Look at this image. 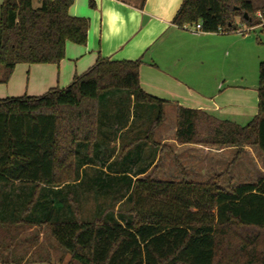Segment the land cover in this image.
I'll use <instances>...</instances> for the list:
<instances>
[{
  "label": "trees",
  "instance_id": "16d2710c",
  "mask_svg": "<svg viewBox=\"0 0 264 264\" xmlns=\"http://www.w3.org/2000/svg\"><path fill=\"white\" fill-rule=\"evenodd\" d=\"M73 2L1 1L0 83L17 64H57L67 41L86 43L89 21L69 14ZM256 11L248 0H183L172 22L205 32L259 27L264 46V6L261 17ZM141 63L98 56L66 87L0 98V225L46 226L69 254L66 264H264V175L227 188L214 177L151 175L158 153L153 134L167 102L140 87ZM107 95L121 101L126 95L133 109L123 118V110L112 112L115 129L99 120ZM257 99V113L245 125L176 105L175 141L254 146L264 168V59ZM137 105L140 114L149 107L154 115L144 119ZM126 126L138 136L114 155L110 143ZM84 182L81 195L76 189ZM85 195L94 201L90 220L82 217ZM9 251L0 254L1 264L14 263Z\"/></svg>",
  "mask_w": 264,
  "mask_h": 264
},
{
  "label": "crops",
  "instance_id": "0c3cea01",
  "mask_svg": "<svg viewBox=\"0 0 264 264\" xmlns=\"http://www.w3.org/2000/svg\"><path fill=\"white\" fill-rule=\"evenodd\" d=\"M182 1L88 0L86 5V0H74L69 14L89 21L86 43L78 45L67 41L64 58L57 64H17L9 80L0 83V98L36 96L50 88L66 87L74 76L91 67L98 56L110 60L141 58L140 87L167 102L164 105L166 118L165 109L170 108L175 121L176 105L200 109L230 121L236 117L252 118L257 110L256 94H252L249 104L240 98L227 99L218 95L221 92L218 90L222 87V71L227 58L225 47L230 41L227 36L245 35L256 27L247 32L243 25L232 32H205L196 29L195 25L179 27L172 19ZM248 1L257 9L258 15L264 0ZM110 121L115 129L116 121ZM126 128L119 130L115 141L110 143L114 155L116 150L112 143L122 137L130 140L134 134ZM172 129L175 134V125ZM161 138L162 142L167 140L164 136Z\"/></svg>",
  "mask_w": 264,
  "mask_h": 264
},
{
  "label": "rangeland",
  "instance_id": "374dc122",
  "mask_svg": "<svg viewBox=\"0 0 264 264\" xmlns=\"http://www.w3.org/2000/svg\"><path fill=\"white\" fill-rule=\"evenodd\" d=\"M38 1L32 0L34 5H37ZM87 3L88 0L86 5ZM238 20L237 18L236 21ZM258 28L251 31L244 28L245 32L249 31L245 35L227 36L230 41L225 47L228 49L227 58L222 71V87L218 90L221 92L218 95L222 94L221 96L227 99L240 98L245 102L248 101L249 104L252 94H256L257 99L258 67L260 61L264 59V46L261 43L263 34ZM233 38L235 40L231 41ZM127 99L126 95L122 101L107 95L101 103L99 120L103 123L110 121L112 112L120 113V110H123L122 118L126 117L129 111L133 110ZM141 108L137 105L134 111L143 118L145 115L146 119L154 115V109L150 110L149 107L145 108V115L140 114ZM172 110L165 109L167 118L164 116L163 124L159 129L156 128L153 134V140L158 144L155 161L157 164L154 163L156 167L151 172L154 178L178 181L185 177L190 181L201 182L214 177L219 186L227 188L241 182H253L264 175L263 155L254 146L238 148L213 144H179L173 141L175 137L172 127L175 125L176 118L173 121ZM250 119L249 116L236 117L233 121L245 125ZM134 125L136 122L131 127L134 128ZM133 133L132 138L138 136V131ZM162 136L167 140L162 142ZM127 141L122 137L118 142L112 143L116 153L121 151L122 145ZM59 175L62 178L66 176L62 171ZM85 182L83 186L76 189L81 195L84 193L85 186H88ZM83 187L84 189L80 190ZM81 208L83 219L90 220L95 215L94 201L91 196L85 195ZM8 250L12 251V255L8 258L14 261L12 264H66L69 260V254L64 253L57 246L46 226L0 225V254ZM17 260L19 263H16Z\"/></svg>",
  "mask_w": 264,
  "mask_h": 264
},
{
  "label": "built area",
  "instance_id": "2783aa9c",
  "mask_svg": "<svg viewBox=\"0 0 264 264\" xmlns=\"http://www.w3.org/2000/svg\"><path fill=\"white\" fill-rule=\"evenodd\" d=\"M258 16L261 17L262 16V12H258ZM196 29H200V26L199 25H195L194 26Z\"/></svg>",
  "mask_w": 264,
  "mask_h": 264
},
{
  "label": "water",
  "instance_id": "95a60500",
  "mask_svg": "<svg viewBox=\"0 0 264 264\" xmlns=\"http://www.w3.org/2000/svg\"><path fill=\"white\" fill-rule=\"evenodd\" d=\"M244 16L246 17V16H247V14H246V13H244Z\"/></svg>",
  "mask_w": 264,
  "mask_h": 264
}]
</instances>
